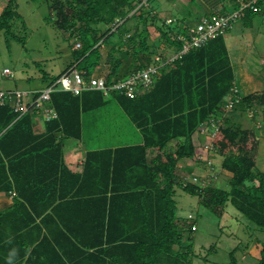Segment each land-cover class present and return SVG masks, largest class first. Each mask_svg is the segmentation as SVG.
Instances as JSON below:
<instances>
[{
  "label": "trees",
  "instance_id": "trees-1",
  "mask_svg": "<svg viewBox=\"0 0 264 264\" xmlns=\"http://www.w3.org/2000/svg\"><path fill=\"white\" fill-rule=\"evenodd\" d=\"M44 1L55 11L54 25L75 40L74 62L63 71L85 63L81 71L92 76L89 57L94 56L93 66L101 71L100 50L110 46L107 83L159 63L155 54H161L160 63L167 59L155 52V43L148 44V28L153 27L165 49L175 53L183 45L179 36L191 28L182 25V18L161 20L147 9L151 0ZM228 1L233 7L214 14L238 8L237 0ZM7 3L0 31L8 33L10 21L19 15L16 0ZM134 9L137 14L129 15ZM263 13L264 0H257L239 20L252 28ZM132 20L137 22L130 24ZM175 22V28H165ZM230 31L166 63L144 94L134 99L110 95L141 141L87 150L81 173L65 165L63 141L81 138L83 114L106 105L102 92H53L46 106L56 117L44 123L42 134L34 132L33 110L20 115L9 106L0 107V194L14 193L12 205L0 211V264H192L196 222L176 215L177 188L217 217L232 205L252 224L248 230L258 246L256 264H264V172L256 167L257 145L249 143L253 134L227 115L264 111V88L243 97L232 93L235 74L225 40ZM60 74L43 75L39 89ZM204 138L210 139V153L220 159L219 168L230 174L227 189L202 187L192 178L180 182L184 176L177 173L179 162L199 160L196 152L203 149ZM234 252L231 264H236Z\"/></svg>",
  "mask_w": 264,
  "mask_h": 264
},
{
  "label": "rangeland",
  "instance_id": "rangeland-1",
  "mask_svg": "<svg viewBox=\"0 0 264 264\" xmlns=\"http://www.w3.org/2000/svg\"><path fill=\"white\" fill-rule=\"evenodd\" d=\"M175 1L177 6L171 0H151L147 9L157 13L161 20L165 18L167 23L171 17L182 18V25L193 28L200 18L196 15L198 13L192 12L191 6H184L182 10L180 6L182 1ZM16 4L19 18L10 21L8 33L5 30L0 31V90H37L43 87V75L56 77L70 62H74L72 50L75 40L69 38V32L59 30L54 25L55 11L51 10L44 0H16ZM7 5L8 3L4 2V8ZM192 6L196 7V10L199 9L194 1ZM135 10L129 15L137 14ZM134 22L137 20H132L130 24ZM157 24H161L160 19L157 20ZM176 25L177 22L165 28L172 29ZM143 27L142 24L139 29ZM148 30L150 32L147 35L148 44L155 43L157 46L156 51L150 46L151 50L162 53L165 59L171 58L175 53L173 49H165L159 41V33L153 27ZM225 40L229 44V53L234 65L236 77L234 88L238 95L243 97L260 93L264 88V13L254 19V26L250 29L242 27V21L238 20L226 34ZM109 48L110 46H106L100 50L101 71L98 70L99 67L93 66L94 56L89 57L87 66L92 75L105 77L109 72L112 62L108 58ZM157 55L161 54H155L154 57ZM114 56L119 57L118 53ZM84 65L85 63H80L77 68L81 70ZM4 69L12 72L13 77H6L3 74ZM105 100L107 101L105 106L82 116V141L85 150H103L139 143L141 136L138 130L124 114L116 98L108 96ZM227 115H231L233 121L239 122L241 129L253 134L250 135L249 143L257 145L256 167L264 172V111L261 108L245 109L229 112ZM209 140L204 138L201 141L203 149L196 152V158L199 160L183 159L179 162L177 173L181 177L184 176L180 182L195 178L194 183L202 187L210 185L227 189L230 174L219 168L220 159L218 160L213 152H206L205 147L211 145ZM176 144L173 142L171 147L175 148ZM66 162L74 165L76 158L73 162ZM210 163L215 165L216 170L211 169ZM174 199L176 215L191 217L189 222L194 220L196 222L192 264H231L232 250H235L233 256L236 264H256L258 246L254 243V234L248 230L252 224L232 205L227 204L222 217H217L205 209L196 197H191L178 188ZM256 234L261 238L260 234Z\"/></svg>",
  "mask_w": 264,
  "mask_h": 264
},
{
  "label": "built area",
  "instance_id": "built-area-1",
  "mask_svg": "<svg viewBox=\"0 0 264 264\" xmlns=\"http://www.w3.org/2000/svg\"><path fill=\"white\" fill-rule=\"evenodd\" d=\"M237 2L239 4L237 9L231 10L227 14L213 13L203 16L193 28L188 29L186 36H179L178 40L183 41L182 49L171 58H167L160 63V57L157 56L155 60L159 63L150 64L145 69L131 74L124 80L107 83L103 76H86L84 71L72 67L63 71L58 79L42 89L31 91L0 90V107L9 106L20 115L28 110H33V120L45 123L56 117L54 109L46 106V102L50 100L51 94L55 91L70 92L73 95H81L87 91H100L104 97L119 94L134 99L144 94L155 83L161 67L180 58L192 48L203 46L208 39L232 29L239 18L243 16L245 9L252 8L257 0H237ZM79 46V44L75 45V47ZM3 74L6 77L13 76V73L8 69H4ZM232 93L236 94L237 90L233 88ZM33 94H37V97L34 98ZM231 107V102H227L226 109L230 110ZM205 148L208 152L212 149V146H206ZM194 181L195 178H193ZM10 195L13 196L14 193H10Z\"/></svg>",
  "mask_w": 264,
  "mask_h": 264
},
{
  "label": "crops",
  "instance_id": "crops-1",
  "mask_svg": "<svg viewBox=\"0 0 264 264\" xmlns=\"http://www.w3.org/2000/svg\"><path fill=\"white\" fill-rule=\"evenodd\" d=\"M181 9L183 10L184 6L189 7L191 6L192 12L196 11L195 13H198L196 15H199V17H203L209 14H213V13H220L223 11V9H227V8H231L233 7L232 3L229 4L228 0H181ZM192 1L196 2L197 6H198V10H196L197 8L192 6ZM226 1V3H225ZM4 2H7V0H0V14L4 8ZM171 2L175 5L177 3V1L175 0H171ZM224 2V3H223ZM177 6V5H175ZM179 6V8H180ZM187 16V15H185ZM199 18V19H200ZM163 19V18H162ZM244 25L242 24V27ZM250 29V28H249ZM237 37V36H236ZM234 37V38H236ZM233 38V39H234ZM239 38V36H238ZM232 40V39H231ZM228 47V52H229V44H227ZM230 55V53H229ZM230 59H231V55H230ZM232 59H231V63H232ZM233 64V63H232ZM234 67V65H233ZM235 74V72H234ZM236 78V77H235ZM34 132L36 134H42L45 131V125L42 122H36L34 121ZM83 130V129H82ZM83 132L81 135L80 139H66L63 141V159H64V163L67 166V168L74 173H81L82 172V166H83V161L86 155V147H83ZM76 158V162L75 164H67L66 161H70L73 162V159ZM12 205V196L10 194H0V211H5L7 210L10 206Z\"/></svg>",
  "mask_w": 264,
  "mask_h": 264
}]
</instances>
